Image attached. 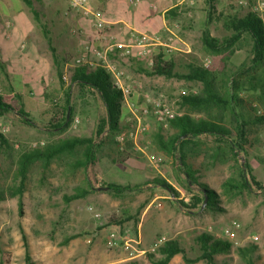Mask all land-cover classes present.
Wrapping results in <instances>:
<instances>
[{
	"label": "rangeland",
	"instance_id": "obj_1",
	"mask_svg": "<svg viewBox=\"0 0 264 264\" xmlns=\"http://www.w3.org/2000/svg\"><path fill=\"white\" fill-rule=\"evenodd\" d=\"M243 1L247 4H241ZM258 1L264 2L217 0L214 3L216 12L212 14L209 25L212 36L222 38L227 35L222 28L221 15H244L252 11L251 7ZM176 12L169 27L171 33L165 32L151 37L153 40L142 42L155 50L170 51L176 72H186L183 64L187 61L201 66L209 61L208 68L213 71L224 70L225 67L234 69L247 61V46L237 50L225 65L220 57H212L203 50L200 37L206 25V17L211 12L205 0H184ZM256 14L264 21V6ZM108 29H103L101 34L104 35ZM114 29V32L119 33L122 26L117 24ZM128 32L127 39L133 30ZM5 36L7 41L12 38L11 32ZM114 42L103 40L100 45L91 41L88 43L105 50ZM21 45L25 44L22 42L18 46ZM14 47L20 49L17 44ZM120 51V47H115L108 61L123 73V81L129 84L138 101H142L146 94L161 97L168 102L178 99L173 107L180 115V89L196 93L200 90L198 83L178 78L147 77L142 70H149V58L136 56V48L126 58L118 56ZM12 63L16 64L14 59ZM12 63L7 61L0 65V96L16 110L22 106L32 125L24 124L23 118L16 111L0 116V135L8 141V147L0 146V188L13 183L14 163L22 152L72 138H92L95 143H101V148L95 165L87 169L73 172L70 160L54 162L46 171L34 167L22 196L21 217L17 213V198L0 202V264H27L21 231L25 234L33 264H150L148 255L155 254L158 257L155 250L169 240H177L185 250L186 257L194 259L199 254L196 237L207 233L223 241L220 234L231 222L239 225L231 241L232 251L228 256H218L217 259H227L224 264H246L235 250L252 243L258 247L254 264H264V125L255 128L256 134L250 135L245 153L238 155L240 164L247 161L250 165L251 175L258 186L251 184V192H244L235 198H229L221 188V184L233 173V164L210 167L207 155L215 145L213 138H199L197 156L189 158L188 163L200 171L199 182L216 192L218 203L216 209L206 208L205 203L200 210L187 212L178 201L188 202L198 188L191 186L190 192L186 190L185 178L177 169L179 165L175 155H168L159 148L156 140L158 134L165 140L174 134L168 125L162 127L153 119H145L148 125L146 133L136 144L127 143L124 153H121L115 136L129 127L130 123L126 120L128 114L121 120L120 131L97 137L96 128L105 117V108L94 91L70 85L69 77L67 83L60 81L54 66L46 82L23 83V90L15 91L17 86L13 88L5 78V64L11 66ZM69 87L70 102L74 109L72 119L78 117L79 124L72 127L71 119L66 129L55 130L53 126L60 123L64 115L63 93ZM240 96L245 108L254 106L249 94L241 93ZM155 178L164 180L178 193V197L156 186L153 183ZM110 183L137 188L124 193L120 198L113 197L107 191L96 190ZM82 190L91 192L83 198L68 203L64 201L65 196ZM72 235H77V238L63 245V240ZM169 264L190 263H186L181 256H175Z\"/></svg>",
	"mask_w": 264,
	"mask_h": 264
},
{
	"label": "trees",
	"instance_id": "obj_2",
	"mask_svg": "<svg viewBox=\"0 0 264 264\" xmlns=\"http://www.w3.org/2000/svg\"><path fill=\"white\" fill-rule=\"evenodd\" d=\"M21 1L30 9L38 22L52 54L57 77L62 81L59 60L55 56L48 31L39 21V13L32 8L31 0ZM216 1L205 0L211 12L206 17V25L200 37L203 50L212 57H220L225 65L237 50L247 46L249 47L247 61L242 62L234 69L225 67L224 70L217 71H213L205 65L201 66L187 61L183 64L187 71L179 73L175 71L176 65L171 58L170 51L162 49V51L155 50L149 70H142L147 77L178 78L200 85V90L196 94L180 98L181 114L168 123L169 129L173 130L174 134L166 140L161 134L156 136L160 150L168 155H175L179 165L177 169L185 178L186 190L190 192L191 186L198 188L197 193L191 194L188 202L178 201L180 207L187 212L200 210L199 206L205 199L206 208L216 209L218 203L216 192L205 183L199 182L200 171L188 163L189 158L197 156L201 136L213 138L215 144L207 155L210 167L217 164H233V173L221 184L222 191L229 198H235L244 192H251V184L258 186L255 178L251 175L250 165L247 161L240 164L238 155L245 153V146L249 144L250 135L256 134L255 128L264 125V21L252 11H247L244 15H221L222 28L227 32V35L222 38L213 37L209 25L212 22V14L216 12L214 4ZM175 13L176 9H171L165 13V18L172 20ZM68 62H72V60ZM68 72L70 85L94 91L105 108V117L97 125L95 135L97 137L102 134L107 135V133L112 135L120 131L122 129L121 120L128 114V111L124 107L121 91L113 85L110 74L102 67L89 64L72 66ZM241 93L249 94L255 103L253 107L249 109L244 107ZM70 99L69 87L64 92V105L62 106L64 115L60 123L53 126V129L63 131L69 126L74 113ZM133 99H136V96ZM11 111H16V114L23 118L24 124L32 125L22 106L16 110L0 96V116ZM0 146L8 147V141L2 135H0ZM100 148L101 143H95L92 138H72L43 148L22 152L14 163L13 183L5 188H0V202L17 198V213L21 217L22 196L34 167L46 171L54 162L70 160L73 172L87 169L95 165ZM153 183L178 197V193L164 180L155 178ZM103 187H106L107 193L115 198H120L124 193L135 191L137 188L114 183L102 185L100 188ZM89 192L91 190L77 191L63 199L68 203L85 197ZM21 237L25 244V262L33 264L23 231H21ZM75 238L77 235L69 236L63 240L62 244L66 245ZM196 244L199 254L194 259L186 257L185 250L177 240H169L155 250L158 257H155V254H149L148 260L150 264H169L172 258L181 256L186 263L190 264L199 261H204L205 264H224L227 259L219 261L217 257L228 256L233 248L231 242L216 240L207 233L198 235ZM235 252L246 264H254L258 247L250 243L247 246L236 248Z\"/></svg>",
	"mask_w": 264,
	"mask_h": 264
},
{
	"label": "crops",
	"instance_id": "obj_3",
	"mask_svg": "<svg viewBox=\"0 0 264 264\" xmlns=\"http://www.w3.org/2000/svg\"><path fill=\"white\" fill-rule=\"evenodd\" d=\"M20 1L0 0V65L15 60L16 64H5V78L13 88L17 86L15 91L23 90V83L46 82L54 66L38 22L26 5H20L23 4ZM31 2L32 8L39 13L40 23L48 31L63 74L71 67L68 61L78 56L74 54L80 53L86 42L91 41L96 45H100L103 40L125 43L130 29L136 34L152 35L150 37L171 33L169 27L172 20L166 19L165 13L176 9L184 0H89L87 9H73L68 0ZM100 17L109 24L107 28L110 29L99 39L92 22L93 18ZM117 24L122 26V32H114ZM7 32L12 34L8 41L5 36ZM22 42L25 45L18 46ZM14 44L20 49L16 50Z\"/></svg>",
	"mask_w": 264,
	"mask_h": 264
},
{
	"label": "built area",
	"instance_id": "obj_4",
	"mask_svg": "<svg viewBox=\"0 0 264 264\" xmlns=\"http://www.w3.org/2000/svg\"><path fill=\"white\" fill-rule=\"evenodd\" d=\"M68 2L73 9H87L89 5V0H68ZM241 4L246 5L247 3L246 1H243ZM261 6H264V2L258 1L256 5L251 7L252 12L258 13L261 10ZM92 27L97 33V37L100 39L102 35L101 31L109 27V24L101 18H93ZM140 35L142 36L139 37V34L131 32L127 42H114L105 50H100L95 45L86 43L83 45L78 56L72 59L71 62V67L82 64L102 67L108 74H110L113 85L121 91L124 99V107L128 111V117L126 120L130 125L127 129L118 132L115 136V142L120 151H124L127 143L136 144L138 139L146 133L148 125L145 123V119H153L162 127H167L170 120L179 116L173 107V105L178 102V99L168 102L161 97H151L147 94L143 95L142 101H138L137 98L133 99L134 95L129 84H126L123 81V73L114 64H111L108 61V56L114 51L115 47L121 48L118 56L122 58H126L133 54V48H136L135 55L141 58H149L147 65L151 67L154 49L149 48L148 45L142 44V42L147 39L153 40V38L143 34ZM205 66H209V61L205 62ZM68 77V70H66L62 74V81L67 83ZM178 94L179 98H181L189 94H196V92L181 88ZM78 124L79 118L74 117L71 122L72 127H76ZM40 144L42 145V143ZM238 228L239 225L236 222H231V224L224 228L220 234L222 239L231 242L232 239H234V233ZM253 240H256V238H253ZM161 242L162 240L159 241V243Z\"/></svg>",
	"mask_w": 264,
	"mask_h": 264
},
{
	"label": "water",
	"instance_id": "obj_5",
	"mask_svg": "<svg viewBox=\"0 0 264 264\" xmlns=\"http://www.w3.org/2000/svg\"><path fill=\"white\" fill-rule=\"evenodd\" d=\"M97 190H98V191H103V192H105V191H107V188H106V187H103V188H98ZM205 203H206V199L204 200L203 205H202L201 208L204 207Z\"/></svg>",
	"mask_w": 264,
	"mask_h": 264
}]
</instances>
